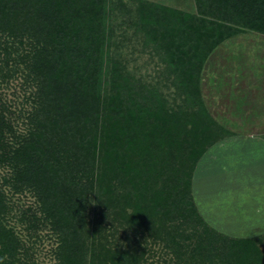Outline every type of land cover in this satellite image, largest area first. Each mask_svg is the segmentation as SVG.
<instances>
[{
	"label": "trees",
	"instance_id": "trees-1",
	"mask_svg": "<svg viewBox=\"0 0 264 264\" xmlns=\"http://www.w3.org/2000/svg\"><path fill=\"white\" fill-rule=\"evenodd\" d=\"M112 14L110 0H0V89L23 90L16 109L0 90V264H37L47 238L53 264H264V233L209 225L191 191L232 133L202 69L233 36L264 35V0H138L128 25L156 59L139 73Z\"/></svg>",
	"mask_w": 264,
	"mask_h": 264
},
{
	"label": "rangeland",
	"instance_id": "rangeland-1",
	"mask_svg": "<svg viewBox=\"0 0 264 264\" xmlns=\"http://www.w3.org/2000/svg\"><path fill=\"white\" fill-rule=\"evenodd\" d=\"M118 1L110 0L111 21L118 41L123 40L124 44V37L130 41L122 49L129 59L127 66L137 73L146 72L147 68L152 71L156 59L146 62L149 47H144L142 39L128 25L138 0H126L125 5H119ZM151 1L195 10V0ZM139 50L142 51L137 54ZM252 77L264 81V35L250 30L221 45L209 56L201 72V92L211 114L232 133L211 145L200 158L192 173L191 191L208 224L232 236L264 233V127L258 133H251L239 126L244 110L249 109L244 107L247 102L241 99L244 95L240 88H235L240 84L249 88ZM0 90L12 109L21 106L23 90L19 79ZM244 127L247 129L248 125ZM30 201L33 199L27 196L18 203L30 204ZM50 247L48 238L36 247L37 264H53Z\"/></svg>",
	"mask_w": 264,
	"mask_h": 264
},
{
	"label": "crops",
	"instance_id": "crops-1",
	"mask_svg": "<svg viewBox=\"0 0 264 264\" xmlns=\"http://www.w3.org/2000/svg\"><path fill=\"white\" fill-rule=\"evenodd\" d=\"M251 81L252 83H249V86L250 84H252V86L247 89H245L243 84H240L237 87L234 86L235 88H240L241 95H244L241 99H244L245 102H247V105H244V107L246 106L247 109L250 110H244L239 126H242V130H248L251 133H258L259 128L261 126L264 127V81H261L256 77H252ZM260 96H263V100ZM253 108L255 109L253 110ZM247 113H249L250 116ZM244 124L248 125L247 129H245Z\"/></svg>",
	"mask_w": 264,
	"mask_h": 264
}]
</instances>
